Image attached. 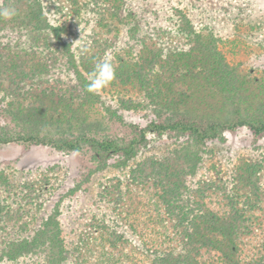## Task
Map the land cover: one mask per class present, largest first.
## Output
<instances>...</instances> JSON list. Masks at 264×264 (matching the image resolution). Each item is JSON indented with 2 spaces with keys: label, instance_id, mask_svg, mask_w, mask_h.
Masks as SVG:
<instances>
[{
  "label": "rangeland",
  "instance_id": "1",
  "mask_svg": "<svg viewBox=\"0 0 264 264\" xmlns=\"http://www.w3.org/2000/svg\"><path fill=\"white\" fill-rule=\"evenodd\" d=\"M42 2L49 23L64 28L60 40L51 36L48 44H28L20 32L0 31V264H49V241L32 249L30 245L28 251L18 248L39 224L58 233L67 255L62 264H76V243L103 226L139 247L137 234L121 218L124 188L134 176L150 171L145 163L149 157L173 160L186 140L178 133L151 132L125 167H120V153L106 160L103 168L87 148L64 151L48 142L28 140V132L56 139L73 129L67 115L58 114L44 124L17 118V107L30 106L42 89L60 96L78 112L85 107L94 124L92 132L108 136L121 147L133 138L138 140L133 126L141 127L159 110L160 106L157 111L152 109L145 92L128 97L108 85L95 96L86 94L73 62L91 73L100 59L112 63L116 55L129 54L135 60L143 41L168 54L186 49L187 33L196 31L223 40L222 53L247 79L264 77V0H122L116 12L120 21L109 23L108 31L99 21L113 12L106 0H79V12L65 0ZM83 45L89 47L87 54H81ZM32 52L46 63L45 69L21 75L26 71L22 60L12 62L11 54L20 57ZM71 115L77 116L73 110ZM97 118L103 121L101 125ZM200 152L201 162L195 174L184 178L181 195L209 186L206 192L219 188L217 192L224 193V182L240 157L261 164L264 172V137L246 127L224 131L218 139L207 141Z\"/></svg>",
  "mask_w": 264,
  "mask_h": 264
},
{
  "label": "trees",
  "instance_id": "2",
  "mask_svg": "<svg viewBox=\"0 0 264 264\" xmlns=\"http://www.w3.org/2000/svg\"><path fill=\"white\" fill-rule=\"evenodd\" d=\"M65 1L79 12V0ZM106 2L113 12L99 21L100 27L108 31L109 23L115 25L120 21L116 12L122 0ZM8 6L15 7L18 14L7 20L0 18V31L20 32L27 37L28 44H48L51 36L60 40L64 28L49 23L42 0H3L0 4ZM141 43L135 60L129 54L114 57L115 79L109 84L128 97L145 92L153 110L160 106L144 125L133 126L138 140L133 138L121 147L108 136L98 137L92 132L94 124L85 107L78 112L77 107L43 89L35 93L30 106H18L15 112L17 118L23 116L24 121L41 124L55 120L58 114L69 116L73 129L67 131V136L54 139L28 132L27 139L48 142L64 151L80 152L87 148L94 160L103 165L101 168L106 160L120 153V167L127 165L137 146L141 144V149L151 132L178 133L186 138L173 160L161 162L149 157L145 163L150 171H144L141 177L134 176L124 188L119 206L121 218L137 234L139 247L103 226L96 234H84L82 241L76 243V264H264L261 164H251L240 157L224 182V193L217 192L219 188L206 192L204 189L212 187L209 186L197 188L192 194H180L184 178L196 173L201 147L207 141L239 127L264 137V77L247 79L246 73L222 53L220 46L225 42L210 34L188 32L184 41L187 48L168 54H161L147 46V42ZM15 58L22 60L26 69L21 75L33 70L42 72L46 66L35 52L20 57L12 53V62ZM72 66L85 88L90 69L81 71L75 62ZM86 94L95 96L88 91ZM72 110L77 116H70ZM97 119L101 125L103 121ZM51 228L39 224L18 248L28 251L30 245L32 249L49 241V264H62L67 258L66 250Z\"/></svg>",
  "mask_w": 264,
  "mask_h": 264
},
{
  "label": "clouds",
  "instance_id": "3",
  "mask_svg": "<svg viewBox=\"0 0 264 264\" xmlns=\"http://www.w3.org/2000/svg\"><path fill=\"white\" fill-rule=\"evenodd\" d=\"M18 14V10L13 6L0 7V18L11 19ZM89 47L81 46V54H87ZM115 79V68L109 59L98 60L89 75L85 89L88 92L98 94Z\"/></svg>",
  "mask_w": 264,
  "mask_h": 264
}]
</instances>
